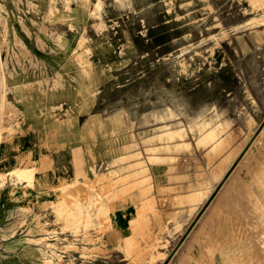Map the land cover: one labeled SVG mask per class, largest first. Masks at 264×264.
<instances>
[{"label":"rangeland","instance_id":"obj_1","mask_svg":"<svg viewBox=\"0 0 264 264\" xmlns=\"http://www.w3.org/2000/svg\"><path fill=\"white\" fill-rule=\"evenodd\" d=\"M263 121L264 0H0V264H264Z\"/></svg>","mask_w":264,"mask_h":264},{"label":"bare ground","instance_id":"obj_2","mask_svg":"<svg viewBox=\"0 0 264 264\" xmlns=\"http://www.w3.org/2000/svg\"><path fill=\"white\" fill-rule=\"evenodd\" d=\"M180 105H181V104H180ZM215 135H216L215 133H209V135H208L207 138L213 139ZM163 136H164V135H163ZM163 136H162V137H163ZM177 148H178V147H177ZM180 148H181V147H180ZM178 149H179V148H178ZM183 149H184V148H183ZM76 166H77V165H76ZM82 166H83V165H82ZM91 167H93V166H91ZM82 169H83V168H82ZM96 169H97V168H96ZM97 170H98V169H97ZM113 170H114V169H113ZM263 171H264V170H263ZM108 172H109V171H108ZM84 173H86V172H84ZM95 173H97V172H95ZM95 173H94V174H95ZM103 173H104V172H103ZM109 173H110V172H109ZM101 174H102V173H101ZM121 174H122V173H121ZM97 175H98V174H97ZM108 175H109V174H108ZM114 175H115V174H114ZM117 175H118V174H117ZM122 175H123V174H122ZM122 175H121V176H122ZM85 176H86V175H85ZM111 176H112V174H111ZM121 176H120V177H121ZM124 176H125V175H124ZM25 177H26V176H25ZM109 177H110V176H109ZM115 177H116V175L114 176V178H115ZM125 177H126V176H125ZM100 178H101V177H100ZM105 178H106V177H105ZM213 178H214V177H213ZM24 179H25V178H24ZM77 179H78V177H77ZM108 179H109V178H108ZM115 179H116V178H115ZM124 179H126V178H124ZM109 180H110V179H109ZM129 180H130V179H129ZM121 181H122V180H121ZM92 182H93V180H92ZM118 182H119V180H118ZM122 182H124V181H122ZM130 182H132V181H130ZM107 183H108V182H107ZM126 183H127V182H126ZM101 184H102V182H101ZM101 184H100V185H101ZM104 184H105V182H104ZM110 184H111V183H110ZM117 184H118V183H117ZM117 184H116V185H117ZM120 184H121V183H120ZM148 184H149V183H148ZM93 185H94V183H93ZM100 185H99V186H100ZM107 185H108V184H107ZM124 185H125V182H124ZM97 186H98V185H97ZM112 186H113V185H112ZM117 186H118V185H117ZM121 186H122V185H121ZM126 186H127V185H126ZM122 187H123V186H122ZM122 187H120V188L123 189ZM129 187H130V185H129ZM102 188H103V187H102ZM106 188H107V187H106ZM106 188H105V189H106ZM113 188H117V187H113ZM113 188H111V189H113ZM105 189H104V190H105ZM124 189H125V191H126L127 188L124 186ZM130 189H132V185H131V188H130ZM90 190H91V189H90ZM100 190H101V189H100ZM118 190H119V189H118ZM128 190H129V188H128ZM102 191H103V189H102ZM111 191H112V190H111ZM96 192H97V189H96ZM123 192H124V191H123ZM123 192H121V194H122ZM129 192H130V190H129ZM147 192H149V190H148ZM186 192H187V191H186ZM91 193H92V191H91ZM98 193H99V192H98ZM124 193H125V192H124ZM178 193H179V192H178ZM180 193H181V192H180ZM184 193H185V192H184ZM107 194H108V192H107ZM107 194H106V195H107ZM128 194H129V193H128ZM99 195H100V194H99ZM106 195H105V196H106ZM101 196H102V195H100V197H101ZM110 196H111V195H110ZM116 196H117V195H116ZM137 197H138V196H137ZM139 197H140V196H139ZM245 197H247V196H245ZM249 197H251V194L249 195ZM252 197L254 198V196H252ZM252 197H251V200H252ZM140 198H141V197H140ZM247 198H248V197H247ZM80 199H81V198H80ZM99 199H100V198H99ZM93 200H94V199H93ZM138 200H139V199H138ZM251 200H250V201H251ZM256 200H257V199H256ZM72 201H73V198H72V200H69V202H71V204H72ZM147 201H148V200H147ZM149 201H150V200H149ZM69 202H67V203H69ZM84 202H85V199H84ZM86 202H87V201H86ZM73 203H75V202H73ZM137 203H138V202H137ZM147 203H148V202H147ZM151 203H152V201H151ZM251 203H252V202H251ZM112 204H113V203H112ZM134 204H135V203H134ZM149 204H150V203H149ZM83 205H84V204H83ZM107 205H108V204H107ZM114 205H115V204H114ZM138 205H139V203H138ZM152 205H153V204H152ZM238 205H239V204H238ZM71 206H72V205H71ZM96 206H97V205H96ZM134 206H135V205H134ZM140 206H141V205H140ZM142 206H143V205H142ZM87 207H88V206H87ZM87 207H86V208H87ZM110 207H112V206H110ZM233 207H234V206H233ZM240 207H241V206H240ZM242 207H243V206H242ZM74 208H75V207H74ZM81 208H82V207H81ZM106 208H107V207H106ZM140 208H142V207H140ZM140 208H139V209H140ZM87 209H88V208H87ZM90 209L92 210V208H90ZM102 209H103V208H102ZM102 209L100 210V208H99V211L102 212ZM108 209H109V207H108ZM112 209H113V208H112ZM142 209H143V208H142ZM142 209H140L138 212L143 211ZM144 209H145V205H144ZM146 209H147V205H146ZM152 209H153V208H152ZM171 209H172V208H171ZM175 209H176V208H175ZM244 209H245V208H244ZM78 210H80L79 207H78ZM94 210L96 211V208H95ZM137 210H138V209H137ZM241 210H242V209H241ZM145 211H146V210H145ZM157 211H158V210H157ZM62 212H63V215L66 214V213L64 212V209H63ZM143 212H144V211H143ZM151 212H153V211H151ZM141 213H142V212H141ZM156 213H157V212H156ZM231 213H232V212H231ZM246 213H247V212H246ZM84 214H85V213H84ZM99 214H101V213H99ZM237 214H238V213H237ZM82 215H83V213H82ZM85 215H86V214H85ZM92 215H93V213H92ZM92 215H91V216H92ZM137 215H138V214H137ZM102 216H103V214H102ZM107 216H108V215H107ZM140 216H141V215H140ZM151 216H152V214H151ZM153 216H154V214H153ZM245 216H246V215H245ZM249 216H250V215H249ZM67 217H68V215H67ZM82 217H83V216H82ZM86 217H87V215H86ZM146 217H148V215H147ZM247 217H248V216H247ZM69 218H70V217H69ZM93 218H95V217H93ZM250 218H251V217H250ZM250 218H249V219H250ZM74 219H75V218H74ZM81 219H82V218H81ZM81 219H80V220H81ZM97 219L100 220L101 218H97ZM97 219H96V220H97ZM106 219H107V217H106ZM106 219L104 220V222L106 221ZM146 219H147V218H146ZM76 220L79 221L78 218H77ZM87 220H88V218H87ZM93 220H94V219H93ZM109 220H110V218H109ZM134 220L136 221V219H134ZM134 220H133V222H134ZM140 220H141V219H140ZM143 220H144V218H143ZM250 220H251V219H250ZM255 220H256V219H255ZM81 221H83V220H81ZM137 221H138V220H137ZM141 221H142V220H141ZM141 221H140V222H141ZM99 222H100V221H99ZM106 222H107V221H106ZM131 222H132V221H131ZM133 222H132V223H133ZM143 222H144V221H143ZM78 223H79V222H78ZM82 223H83V222H82ZM85 223H86V222H85ZM101 223H102V220H101ZM109 223H110V222H109ZM109 223H108V224H109ZM132 223H131V224H132ZM251 223H253V221H251ZM255 223H256V222H255ZM255 223H254V224H255ZM131 224H130V226H131ZM137 224H138V223H137ZM137 224H136V225H137ZM140 224H141V223H140ZM143 224H144V223H143ZM143 224H141V225H143ZM145 224H146V223H145ZM145 224H144V225H145ZM91 225H92V224H91ZM97 225H98V223H97ZM103 225H105V224H103ZM109 225H110V224H109ZM132 225H133V224H132ZM134 225H135V224H134ZM141 225H140V227H141ZM73 226H74V225H73ZM87 226H88V225H87ZM106 226H107V225H106ZM110 226H111V225H110ZM140 227H139V228H140ZM145 227H146V225H145ZM87 229H88V228H86V230H87ZM108 229H109V228H108ZM141 229H142V228H141ZM258 229H259V228H258ZM73 230H74V227H73ZM106 230H107V229H106ZM138 230H139V229H138ZM103 231H104V230H103ZM136 231H137V230H136ZM133 232H134V231H133ZM133 232H132V233H133ZM140 232H142V231H140ZM140 232H139V233H140ZM136 233H137V232H135V234H136ZM139 233H138V234H139ZM135 234H132V235H133V236H138V235H135ZM139 236H140V235H139ZM142 236H143V235H142ZM128 237L131 238V236H128ZM128 237H127V238H128ZM140 237H141V236H140ZM144 237H145V236H144ZM133 238H135V237H133ZM139 239H140V238H139ZM133 240H134V239H133ZM137 240H138V239H137ZM127 241L129 242V240H127ZM141 241H142V239H141ZM124 242L127 243V242L125 241V239H124ZM127 245H128V244H126L124 247H126ZM144 245H145V244H144ZM119 246H120V245H119ZM144 247H145V246H144ZM121 248H123V247H121ZM145 248H146V247H145ZM145 248H144V250H145ZM124 251H126V250L124 249ZM137 251H138V250H137ZM127 254H128V253H127ZM129 255H130V254H129ZM133 255H135V254H133ZM233 256H234V255H233ZM240 256H241V255H240ZM137 258H138V257H137ZM137 258H136V260H137ZM228 259H229V258H228ZM223 260H224V259H223ZM229 263H231V261H230ZM225 264H226V263H225ZM243 264H244V263H243Z\"/></svg>","mask_w":264,"mask_h":264},{"label":"water","instance_id":"obj_3","mask_svg":"<svg viewBox=\"0 0 264 264\" xmlns=\"http://www.w3.org/2000/svg\"><path fill=\"white\" fill-rule=\"evenodd\" d=\"M264 125V121H263V123H262V126ZM232 169H233V167L230 169V171L227 173V175L225 176V177H228V175L230 174V172L232 171ZM225 180V179H224ZM219 188H220V186H219ZM192 226V225H191ZM190 226V228H189V230L188 231H190L191 230V227Z\"/></svg>","mask_w":264,"mask_h":264}]
</instances>
